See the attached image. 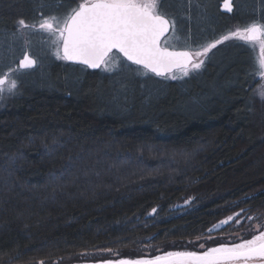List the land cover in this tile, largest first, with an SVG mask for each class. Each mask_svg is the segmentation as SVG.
<instances>
[{"label":"trees","instance_id":"16d2710c","mask_svg":"<svg viewBox=\"0 0 264 264\" xmlns=\"http://www.w3.org/2000/svg\"><path fill=\"white\" fill-rule=\"evenodd\" d=\"M220 1L165 0L176 21L168 46L198 51L264 23V0H235L232 13ZM75 4L0 0V73L26 50L38 61L12 72L17 88L0 97V264L203 251L198 240L230 213L262 217L257 50L223 41L187 76L144 74L119 54L114 70L90 69L58 58L55 38L39 29Z\"/></svg>","mask_w":264,"mask_h":264},{"label":"snow or ice","instance_id":"6c2138e0","mask_svg":"<svg viewBox=\"0 0 264 264\" xmlns=\"http://www.w3.org/2000/svg\"><path fill=\"white\" fill-rule=\"evenodd\" d=\"M165 0H76L62 16L42 17L39 29L54 37L56 56L78 62L87 67L106 71L113 69L114 56L119 54L126 61L140 66L157 76H165L179 69L184 76L201 69L207 53L223 41L235 39L253 51L254 65L259 78H264V23L252 21L243 27L237 26L215 42L202 46L198 51L170 50L166 35L176 33L175 18L162 7ZM223 7L232 11L231 0H224ZM21 28L30 27L23 19ZM31 27L35 28V25ZM36 64L27 53L19 60L16 69L0 73V97L7 90L17 88L14 71L31 68ZM171 79H177L175 74ZM264 99V92L259 93ZM155 212V209H153ZM239 215V213H237ZM233 217L222 221L227 224ZM213 229H209L212 231ZM203 247V245H200ZM264 260V231L250 239L234 244H222L204 252H167L151 259L134 261L120 260L116 264H247L253 259ZM40 264H44L40 261ZM107 264H112L111 261Z\"/></svg>","mask_w":264,"mask_h":264},{"label":"rangeland","instance_id":"374dc122","mask_svg":"<svg viewBox=\"0 0 264 264\" xmlns=\"http://www.w3.org/2000/svg\"><path fill=\"white\" fill-rule=\"evenodd\" d=\"M168 45H170L169 42L165 46H168ZM257 53H258V49H257ZM113 60H114V58H113ZM113 65H114V63H113ZM179 72L181 73V71H179ZM257 81L258 82L254 87V92H255L256 96L262 102H264V99H262L259 95V93L264 92V78H259L257 75ZM237 213H239V215H237ZM228 217H233V219L231 221H229V223H227V224H222L221 222L226 220ZM246 218H247V220H246ZM227 226H228L227 231L220 233V236L222 238L221 241L213 240L214 237L219 235V233L217 234V233H215V231H217L220 228L227 227ZM211 229H213V230L211 231V233L208 236H205V237L200 238L198 240V246L200 247V245H203V247H204L203 249H205V250H207L208 248H211V247L218 246L219 244H223V243H229L230 244V243L241 242L242 240H244L242 238H244L246 233H248L249 231H251V234L252 233L256 234L259 231H263L264 230V215L262 217L261 216L260 217H258V216H256V217L255 216L245 217V216H242V211L239 210L236 212H232L229 215H227L224 218L217 221L211 227ZM251 234H249V235H251ZM145 251H148V249H145Z\"/></svg>","mask_w":264,"mask_h":264},{"label":"water","instance_id":"95a60500","mask_svg":"<svg viewBox=\"0 0 264 264\" xmlns=\"http://www.w3.org/2000/svg\"><path fill=\"white\" fill-rule=\"evenodd\" d=\"M223 4H224V0H221L220 1V10L221 11H223L225 13H232L234 11V9H235V0H231V7H232V11L231 12H228L227 9H225L223 7ZM162 46H165V45H163V43H162ZM167 47H169L170 50H176V51L190 50V49H186V48H174V47H170V46H167ZM25 53H27V55H29L32 59H34L36 61V64L33 66V67H35L37 65V62H38L37 61V58L29 50H26L24 52V54ZM24 54L22 55V57L19 60H21L23 58ZM67 61L70 62V63L80 64V63L74 62V61H69V60H67ZM81 65H83V64H81ZM33 67H31V68H33ZM90 69H93V68H90ZM97 69H99V68H97ZM176 70H178V69H176ZM176 70H174V71H176ZM168 74H170V73H168ZM168 74H166V75H168ZM236 243H239V242H236ZM223 244H229V243H223ZM230 244H234V243H230ZM219 245H222V244H219ZM183 251H192V250H176V251H171V252H183ZM204 251H206V250H203V251H194V252H198L199 253V252H204ZM165 253H167V252L160 253V254H157V255H154V256L145 255V256L135 257V258L125 257V258H119V259H105V260H96V261H85V262L75 263V264H107V262H109V261H111L112 264H116V262L117 261H120V260L134 261V260H138V259H151V258H154V257H157V256L164 255ZM241 264H243V262H241ZM247 264H264V260H261V259L257 258V259H253V260L247 262Z\"/></svg>","mask_w":264,"mask_h":264}]
</instances>
